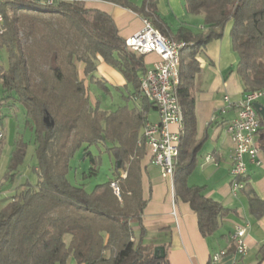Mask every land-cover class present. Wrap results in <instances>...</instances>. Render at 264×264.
<instances>
[{
  "label": "trees",
  "instance_id": "trees-1",
  "mask_svg": "<svg viewBox=\"0 0 264 264\" xmlns=\"http://www.w3.org/2000/svg\"><path fill=\"white\" fill-rule=\"evenodd\" d=\"M90 1L128 9L164 37L184 43L175 88L182 130L174 196L195 214L203 238L215 233L229 214L206 198L202 187L187 183L203 143L196 138L195 77L200 72L196 55L219 40L230 23L235 72L244 93L264 92V0H183L187 14L202 16L204 30L195 33L180 27L174 34L160 18L157 0H141L139 6L132 0H0V48L7 59L5 66L0 63V87L6 99L24 108L37 175L35 186L18 185L0 209V264H67L70 258L76 264H168L166 256L155 255L154 248L142 242L146 201L140 162L146 146L139 143L154 105L145 98L139 108L121 106L112 112L100 110L98 101L89 105L90 85L101 86L95 78L98 59L121 74L132 86L133 97L146 70L144 56L126 48L111 16L89 8ZM260 126L264 154L261 119ZM93 146L113 160L112 177L87 192L84 185L72 184L68 175L70 160L81 149L91 164L83 178L96 175L98 159L89 151ZM27 148L21 140L16 143L4 177L9 184L18 176ZM112 182L118 183L119 196L113 193ZM247 203L253 217L264 215V200L250 194ZM263 258L264 245L258 264Z\"/></svg>",
  "mask_w": 264,
  "mask_h": 264
},
{
  "label": "crops",
  "instance_id": "crops-1",
  "mask_svg": "<svg viewBox=\"0 0 264 264\" xmlns=\"http://www.w3.org/2000/svg\"><path fill=\"white\" fill-rule=\"evenodd\" d=\"M132 1L139 6L141 0ZM87 6L111 16L119 36L124 40L142 28V18L128 9L104 1H90ZM157 12L172 34L180 27L195 33L204 30L202 16L187 14L183 0H157ZM229 31L230 23L225 26L219 40L209 43L196 55L200 66V72L195 77L196 138L203 140V143L197 154V165L187 178L189 186L202 187L206 198L228 210L229 214L221 220L217 231L207 238L200 235L195 214L188 204L175 198L172 178L161 176L159 168L151 163L147 147L140 162L142 197L146 201L142 213V226L145 230L142 242L154 250L163 249L168 264H208L214 255L221 252L224 254L216 264H258L259 249L264 245V215L258 219L253 217L247 203L250 194L264 200L263 151L260 166L244 158L247 169L245 186L235 193L231 190L233 179L229 171L233 143L225 128L236 117L235 104L240 101L244 89L235 72L237 56L231 48ZM157 60L154 54L144 56L145 69ZM95 78L101 86H94L105 91L109 90L108 86L116 91L127 88L121 74L100 59L96 64ZM136 107H140V102ZM24 113L21 105L5 98L0 87V128L3 132V138L0 139V187L6 193L0 209L13 196L18 185H21L19 176L13 184L4 179L16 143L21 140L29 145L27 139L31 136L33 145L32 134L25 127ZM147 120L154 124L159 122L155 107L148 112ZM170 130L176 131L177 128L171 126ZM240 226H248L244 238L247 248L244 254L237 253L234 241L236 229ZM138 234L136 232V239ZM67 264L76 263L70 258ZM259 264H264V258Z\"/></svg>",
  "mask_w": 264,
  "mask_h": 264
},
{
  "label": "built area",
  "instance_id": "built-area-1",
  "mask_svg": "<svg viewBox=\"0 0 264 264\" xmlns=\"http://www.w3.org/2000/svg\"><path fill=\"white\" fill-rule=\"evenodd\" d=\"M1 24V17H0ZM177 43L161 35L151 25L142 22V28L125 40V46L130 51L139 55L154 54L158 60L150 68L146 69L139 79V93L132 97L137 103L145 98L153 104L159 116L158 123L146 121V129L141 131V142L149 149L151 163L157 166L163 178H168L175 168L173 162L175 131L170 127L175 126L178 112V100L175 94V82L173 75V51ZM264 95L243 93L239 102L235 104L236 117L229 121L225 131L233 143L231 155V173H241L238 186H231L232 192H237L245 186L246 164L244 158L257 166H260L262 149L259 144L261 139L260 118L254 104ZM3 135H0L2 139ZM125 178V174H122ZM231 184V183H230ZM110 187L116 196H119L117 182H112ZM248 226H240L236 229L234 241L238 254L246 252L244 241ZM216 254V260H209L208 264H216L221 255Z\"/></svg>",
  "mask_w": 264,
  "mask_h": 264
},
{
  "label": "rangeland",
  "instance_id": "rangeland-1",
  "mask_svg": "<svg viewBox=\"0 0 264 264\" xmlns=\"http://www.w3.org/2000/svg\"><path fill=\"white\" fill-rule=\"evenodd\" d=\"M20 37H22L21 34ZM0 63L4 66L7 64L5 51L2 48H0ZM79 71H81V66L79 67ZM108 89H109L108 91H105L104 89L95 87L94 84H91L90 94H89L90 96L89 105L92 106L93 103H95L97 100L99 103V107L102 110L114 111L120 106H127L129 109H132L136 107L137 104H139V102L135 103L132 100L130 94L133 93V88L131 85H128L127 88H122L119 91H116L114 88L110 86H108ZM257 103H259L264 108V95L258 100ZM151 115H153L152 112ZM0 131L2 132L1 128ZM27 140L29 145L27 148V153L24 163L21 167L18 176L20 179V184L28 183L32 186H35L37 182V175L36 172L34 171V167L36 166V159L33 156V145H32L31 136ZM89 151L98 159V166H97L98 171L96 175L90 176L89 178L86 179L83 178V174L88 172L89 168L91 167V164L87 158L83 157L84 155L81 149L70 160V166L72 168V171L69 176L70 182L72 184L75 183V184L84 185V188L86 189L87 192H90L95 185L104 183L109 179H111L112 176L110 169L113 163V160L105 153V151L102 148L97 149L96 147L93 146L89 148ZM23 171L26 172L25 176L23 174ZM75 171L77 173L76 175H75ZM123 173H121V176ZM26 176L28 177L27 180H26ZM1 189L2 188L0 187V207L2 205L3 200L5 199L4 196H6V193H3Z\"/></svg>",
  "mask_w": 264,
  "mask_h": 264
},
{
  "label": "bare ground",
  "instance_id": "bare-ground-1",
  "mask_svg": "<svg viewBox=\"0 0 264 264\" xmlns=\"http://www.w3.org/2000/svg\"><path fill=\"white\" fill-rule=\"evenodd\" d=\"M0 17H1V23H2L3 17H2L1 13H0ZM142 22L147 24V25H151V23L148 20L143 19ZM183 46H184V44L183 45H177L176 47H174V51H173V60H174L173 75H174L175 88L179 82V78H178L179 51ZM262 93H264V92L249 93V94H262ZM175 127L177 128V130L175 131V137H174L173 162L176 161V157L178 154L179 137H180V133L182 130V113H181L179 105H178L177 120L175 122ZM143 129H146V123L144 124ZM0 135H3L1 131H0ZM173 173H174V171H172L171 175H168V177H171L172 180H173ZM231 177L233 179L232 186H238V180L241 178V173H231ZM210 260H216V255H214Z\"/></svg>",
  "mask_w": 264,
  "mask_h": 264
},
{
  "label": "water",
  "instance_id": "water-1",
  "mask_svg": "<svg viewBox=\"0 0 264 264\" xmlns=\"http://www.w3.org/2000/svg\"><path fill=\"white\" fill-rule=\"evenodd\" d=\"M254 108L264 124V108L259 103H255ZM159 252H160V256L164 257V250L161 248H155L154 254L158 255Z\"/></svg>",
  "mask_w": 264,
  "mask_h": 264
}]
</instances>
